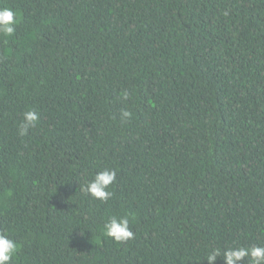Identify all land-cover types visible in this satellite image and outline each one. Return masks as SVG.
I'll list each match as a JSON object with an SVG mask.
<instances>
[{
  "label": "trees",
  "instance_id": "1",
  "mask_svg": "<svg viewBox=\"0 0 264 264\" xmlns=\"http://www.w3.org/2000/svg\"><path fill=\"white\" fill-rule=\"evenodd\" d=\"M3 6L19 13L0 36L11 264H208L213 248L264 245V0ZM30 108L39 124L20 137ZM106 166L117 180L101 203L78 182ZM111 214L129 215L133 239L103 236Z\"/></svg>",
  "mask_w": 264,
  "mask_h": 264
},
{
  "label": "clouds",
  "instance_id": "2",
  "mask_svg": "<svg viewBox=\"0 0 264 264\" xmlns=\"http://www.w3.org/2000/svg\"><path fill=\"white\" fill-rule=\"evenodd\" d=\"M225 16L228 12L224 13ZM19 13L12 7H0V36L11 37L17 30ZM120 97L127 102L132 93L124 89ZM133 118V112L127 107L120 109V120L126 123ZM39 113L30 108L22 113L18 125L17 134L25 137L30 130L35 129L39 124ZM117 180V170L112 167H104L96 171L90 178H86L83 183H79L80 192L93 200L101 203H107L114 196L113 185ZM130 217L128 214H111L105 220L101 228L104 237L113 240L117 244L126 243L134 238L131 230ZM90 230V229H89ZM20 245L6 231H0V264H11V261L17 256ZM221 258L224 264H240L245 258H249L251 264H264V245L253 244L248 247L233 246L227 248H213L207 255L208 264H215Z\"/></svg>",
  "mask_w": 264,
  "mask_h": 264
}]
</instances>
